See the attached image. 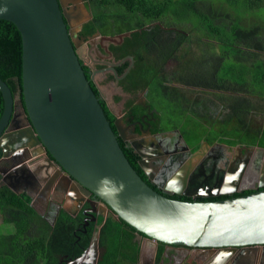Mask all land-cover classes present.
I'll return each instance as SVG.
<instances>
[{
  "label": "trees",
  "instance_id": "obj_1",
  "mask_svg": "<svg viewBox=\"0 0 264 264\" xmlns=\"http://www.w3.org/2000/svg\"><path fill=\"white\" fill-rule=\"evenodd\" d=\"M83 2L91 19L83 24L81 37L129 33L120 44H110L108 51L116 62L127 58L114 69L120 77L129 68L118 86L129 95L125 108L136 119L142 109L136 97L143 94L146 105L156 112L153 131L176 129L194 148L205 139L264 148V23H244L247 14L260 10L261 0ZM82 68L89 80V68L84 64ZM21 76V35L14 24L0 20V79L20 99ZM90 85L100 98L96 85L92 81ZM99 102L113 129L114 115L102 98ZM2 112L0 93V117ZM119 145L150 185L137 165L139 156L124 142ZM31 201L26 193L0 185L1 226L12 227L0 232V264H60V258L73 248L74 219L61 212L51 225ZM98 224L101 256L97 264H139L143 234L113 216L99 218ZM90 241L91 231L81 235L79 254ZM164 251L165 244L157 242L154 264H166Z\"/></svg>",
  "mask_w": 264,
  "mask_h": 264
},
{
  "label": "water",
  "instance_id": "obj_2",
  "mask_svg": "<svg viewBox=\"0 0 264 264\" xmlns=\"http://www.w3.org/2000/svg\"><path fill=\"white\" fill-rule=\"evenodd\" d=\"M70 4H77L78 12ZM90 19L83 0H0V20L14 24L21 35L19 104L27 123L19 125L14 115L18 100L0 79V162L7 163L0 167V185L17 194L20 184L38 185L35 181L39 169L27 164L28 151L37 146L40 154L49 155L50 158L44 156L46 162L51 163L52 159L59 166L70 190L93 194L113 212L115 219L144 235L139 264L155 263L157 242L171 247L220 249L217 258L222 261L230 258L231 253H226L229 249L264 246V189L209 202L175 200L153 189L131 166L119 145V138L124 137L112 129L99 102L101 96L98 98L93 92L92 78L87 79L77 53L78 44L83 42L77 33ZM128 35H119L117 44ZM111 69L116 82L129 71L128 68L118 77L114 66ZM132 149L140 157L141 170L152 180L146 155L134 144ZM185 169L175 177L182 186L188 177ZM262 179L264 172L261 176H247L237 191L264 188L261 181L254 185L255 180ZM38 188L39 185L26 191L27 195L33 199ZM197 191L176 189L171 193L200 198L231 192ZM99 229L100 226L88 250L68 264H84L88 252L99 250ZM98 257L91 264H97Z\"/></svg>",
  "mask_w": 264,
  "mask_h": 264
},
{
  "label": "flooded vegetation",
  "instance_id": "obj_3",
  "mask_svg": "<svg viewBox=\"0 0 264 264\" xmlns=\"http://www.w3.org/2000/svg\"><path fill=\"white\" fill-rule=\"evenodd\" d=\"M71 5L78 12L76 5L70 4L69 6ZM79 32L80 31H78L77 36L83 40V42L89 40L96 34L90 35L84 39L79 35ZM106 50L108 51V47ZM107 53H109L111 59L114 60L112 53L109 51ZM115 63L117 62L114 60L113 64ZM15 98L18 100L14 111L15 118L20 126L27 125L23 119L19 104L20 98L18 96ZM124 102L126 103L127 101ZM136 104L142 107V109L138 111L140 113L138 116L139 118L136 119L127 109L120 111L119 114L114 115L115 118L112 122L113 129L119 136L120 134L123 135L124 139L119 138V141L124 142L125 145L130 148H132V144L136 145L137 148H140L146 155V160L149 163V169L153 179H149L141 170L138 164L140 157L137 161V165L146 177V180L156 191L170 198L174 197L177 199L184 198L191 201H202V199H209L212 197L189 198L175 195L171 192L176 189L190 191L193 188L201 193L211 192L220 194L221 191H231L225 195L216 196H227L231 198L235 196V194L247 195L264 189L259 187L243 192L237 191L238 186L244 182L245 177L251 175L253 177L256 175L261 176L264 172V148L238 144L229 145L217 141L208 143L207 139L201 140L199 145L194 148L192 145L186 143L183 136L176 129L164 132H159V130L153 131V123L156 122L154 114L156 112L146 105L143 94L138 96ZM117 127L119 128L118 130ZM40 152V148L37 146L28 151L30 159L27 161V164L29 166H34L35 169H39L37 170V181H35L39 185V188L37 189V193L33 195L34 200L32 199L31 202L34 210L45 217L51 225H53L55 218L61 212L67 213L74 219L75 228L73 235L75 237V242L73 248L68 254L64 255L63 258H60L59 262L60 264H68V262L79 258L88 250L89 246L79 254V240L81 239V235H85L87 231H91L92 240L99 227V218L113 216V212L93 194L84 195L78 190L77 192L70 190L71 185L64 180L63 172L59 169V166L54 163L52 159L51 163L46 162L44 156L47 155V157H49V155L46 153L40 154ZM6 165V161L2 160L0 162L1 168ZM184 168L188 171V177L186 185L182 186L181 182L175 177H177L179 171ZM260 181L262 183L264 179L255 180L254 185L258 184ZM1 183L2 177L0 176V184ZM159 183L164 187H161ZM37 186H24L20 184L17 190L19 193H26V191L31 192L33 189L35 190ZM165 187L172 191L170 192L169 189L168 191L165 190ZM21 188L24 190L22 191ZM45 188L48 189L46 190ZM233 188H235L236 191H234ZM69 192L74 196V199L69 198ZM168 247L187 251V254H183L180 264H264V246L229 249L230 252L226 251V253H231V256L226 261L217 258V255L221 252L220 249L178 248L165 245L164 254ZM98 249L100 250L99 247ZM99 250H97V252H88L84 258V264H91L92 260L96 259L100 254ZM98 259H100V257H98Z\"/></svg>",
  "mask_w": 264,
  "mask_h": 264
},
{
  "label": "rangeland",
  "instance_id": "obj_4",
  "mask_svg": "<svg viewBox=\"0 0 264 264\" xmlns=\"http://www.w3.org/2000/svg\"><path fill=\"white\" fill-rule=\"evenodd\" d=\"M222 8V7H221ZM75 9V8H74ZM76 9L79 10L77 4H76ZM225 12V11H224ZM244 23L246 25L250 24H255V23H264V0H261V8L259 11L251 12L247 14L244 18ZM194 37V34H193ZM120 42V36H115V37H106V36H98L94 35L90 38L89 41H87L88 47L91 48L90 50V55L91 58L94 59L95 61L102 60L108 61L109 63H113L114 60L111 59L108 51L106 50L108 45L110 44H117ZM101 56L102 58H100ZM107 56L108 60L104 59L103 57ZM173 63L168 64V67H171ZM113 76V78H112ZM108 78V81L115 82V76L112 70L108 72V75L106 76ZM118 83V82H117ZM108 90L110 91V86H108ZM129 95L126 93H121L119 94L117 91L113 92L112 95H110L109 101L110 105L113 107V111L115 113H119L118 111L121 109V111L126 110L124 104V101H128ZM138 96L136 97V99ZM2 231V232H1ZM9 232L12 231V227L9 225H4L1 226V217H0V232ZM141 243V242H140ZM179 248V247H178ZM183 254H187L186 250L182 249H177V248H170L168 247L166 249V253L164 254V261L166 264H180L181 259L183 257ZM168 261V262H167Z\"/></svg>",
  "mask_w": 264,
  "mask_h": 264
},
{
  "label": "crops",
  "instance_id": "obj_5",
  "mask_svg": "<svg viewBox=\"0 0 264 264\" xmlns=\"http://www.w3.org/2000/svg\"><path fill=\"white\" fill-rule=\"evenodd\" d=\"M89 40L78 44L77 53L80 56L82 62L89 68L92 82L96 85L100 96L106 102L108 109L113 113V115L119 114L121 109L118 111L119 113H115V111H113V107L110 105L109 98L110 95H112V93L115 91H117L119 94L124 92L118 86V83L115 79V82L110 83V81H108L109 77H106L108 75V72L112 70L111 67H115L119 63L117 62L113 64L109 63L108 61L103 62L102 60H99L98 62L92 59L90 55L91 48H89L87 44V41ZM99 57L102 58L101 56ZM103 58L108 60L107 56H104ZM108 86H110V91L108 90Z\"/></svg>",
  "mask_w": 264,
  "mask_h": 264
}]
</instances>
